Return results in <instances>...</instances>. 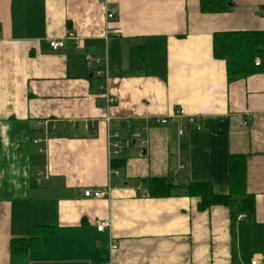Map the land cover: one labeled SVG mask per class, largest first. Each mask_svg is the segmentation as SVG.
<instances>
[{
    "label": "crops",
    "instance_id": "obj_1",
    "mask_svg": "<svg viewBox=\"0 0 264 264\" xmlns=\"http://www.w3.org/2000/svg\"><path fill=\"white\" fill-rule=\"evenodd\" d=\"M256 31L264 0H231L214 15L200 0H0V264L264 262V73L229 83L213 55L215 33ZM177 109L186 116L156 123ZM233 155L247 157L256 199L234 233L225 207L147 194L146 179L171 178L226 195ZM107 187L104 199L84 196ZM100 221L110 228L99 232ZM36 226L53 233L12 254Z\"/></svg>",
    "mask_w": 264,
    "mask_h": 264
},
{
    "label": "trees",
    "instance_id": "obj_2",
    "mask_svg": "<svg viewBox=\"0 0 264 264\" xmlns=\"http://www.w3.org/2000/svg\"><path fill=\"white\" fill-rule=\"evenodd\" d=\"M231 0H200L202 14H223L231 10ZM213 55L225 61L229 83L264 73V32H221L213 38ZM258 61V63H257ZM229 193L217 194L211 182L175 185L171 178L145 180L150 198L165 199L174 194L199 200L198 210L225 207L230 212L232 233L238 222H250L256 213V199L247 190V157L233 155L229 159ZM53 233L49 227H32L29 237L13 240L10 245L14 255H26L41 248L42 239Z\"/></svg>",
    "mask_w": 264,
    "mask_h": 264
},
{
    "label": "built area",
    "instance_id": "obj_3",
    "mask_svg": "<svg viewBox=\"0 0 264 264\" xmlns=\"http://www.w3.org/2000/svg\"><path fill=\"white\" fill-rule=\"evenodd\" d=\"M115 15H116V10L114 8H109L107 10V14H106V18L108 19V21H113L115 20ZM113 33L118 34L120 33V31L118 30H114ZM68 38L69 39H74L77 40L75 38V36L72 33L68 34ZM65 43L64 41L60 40H54L50 42V47L53 50H58V49H62L64 48ZM258 63V61H257ZM97 65L101 67L102 62L101 60H97ZM101 73H103L104 75L106 74V70L104 69H100ZM107 80H105L99 87V93L100 95H102L103 99L105 100L106 106L107 107H111L113 106L116 101L114 98H112L109 94H108V89H107ZM186 116V112L183 109H177L174 114L170 117H163V118H156V123L159 125H166L168 124V122H170L171 120H176L178 118L181 117H185ZM107 122H110V119L107 118L106 119ZM189 124L197 129H200L201 126L196 122V120L193 117H189ZM110 139V153H113L115 155H120L123 151L122 148V142L120 140L119 134L118 133H113L109 136ZM110 193V187H107L106 189L103 190H96V191H85L84 192V196L86 198H93V199H104L106 196H108V194ZM107 228H110V222L109 221H100L97 223V229L99 232H104ZM117 247L116 246H112L111 249L115 250ZM249 264H264V262L261 259L258 258H253Z\"/></svg>",
    "mask_w": 264,
    "mask_h": 264
},
{
    "label": "water",
    "instance_id": "obj_4",
    "mask_svg": "<svg viewBox=\"0 0 264 264\" xmlns=\"http://www.w3.org/2000/svg\"><path fill=\"white\" fill-rule=\"evenodd\" d=\"M231 5V4H230Z\"/></svg>",
    "mask_w": 264,
    "mask_h": 264
}]
</instances>
